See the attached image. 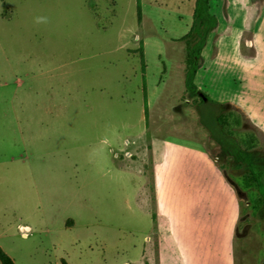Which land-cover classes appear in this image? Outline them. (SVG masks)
I'll list each match as a JSON object with an SVG mask.
<instances>
[{
    "label": "rangeland",
    "instance_id": "1",
    "mask_svg": "<svg viewBox=\"0 0 264 264\" xmlns=\"http://www.w3.org/2000/svg\"><path fill=\"white\" fill-rule=\"evenodd\" d=\"M195 4L0 0V250L12 264H159L144 209L152 151L163 179L195 147L237 185L234 264H264L251 180L264 173V47L224 25L222 51L212 30L190 70Z\"/></svg>",
    "mask_w": 264,
    "mask_h": 264
},
{
    "label": "crops",
    "instance_id": "2",
    "mask_svg": "<svg viewBox=\"0 0 264 264\" xmlns=\"http://www.w3.org/2000/svg\"><path fill=\"white\" fill-rule=\"evenodd\" d=\"M241 7L246 9L238 17L235 12ZM223 9L228 15L223 13ZM245 15L248 23L242 25ZM215 17L217 23L213 33L218 53L223 49L221 36L227 34L228 27L223 26L228 24L234 30L247 28L249 34L244 40L245 45L264 47L259 24L260 19L264 21V0H217ZM194 151L198 159L170 165L164 180L156 171L157 163L152 151L153 204L151 209L144 208L151 210L154 219L149 238L157 241L159 264H181V258L185 264H234L236 233L233 235V232L239 220V195L215 165L214 159L201 147H195ZM173 167L180 168V172L183 169V172L178 170L175 174ZM174 230L183 242L182 249L174 239L175 235L171 234ZM164 240L167 245H164ZM175 247L177 253L173 252ZM168 248H172L169 260L166 256L170 252Z\"/></svg>",
    "mask_w": 264,
    "mask_h": 264
},
{
    "label": "trees",
    "instance_id": "3",
    "mask_svg": "<svg viewBox=\"0 0 264 264\" xmlns=\"http://www.w3.org/2000/svg\"><path fill=\"white\" fill-rule=\"evenodd\" d=\"M217 19L209 12V0H196L193 22L188 32L187 38L191 45L190 70L195 71L201 58V49L204 46L208 34L215 28ZM251 180L257 186L264 208V173L255 169ZM0 263L12 264L10 258L0 250Z\"/></svg>",
    "mask_w": 264,
    "mask_h": 264
},
{
    "label": "water",
    "instance_id": "4",
    "mask_svg": "<svg viewBox=\"0 0 264 264\" xmlns=\"http://www.w3.org/2000/svg\"><path fill=\"white\" fill-rule=\"evenodd\" d=\"M204 98V100L206 99L205 97H203ZM229 182H230V184L232 185V186H234V188H236V190H237V185L233 182V181H230L229 180ZM237 193H238V191H237Z\"/></svg>",
    "mask_w": 264,
    "mask_h": 264
}]
</instances>
